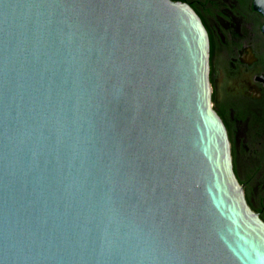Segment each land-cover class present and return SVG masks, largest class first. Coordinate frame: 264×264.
Listing matches in <instances>:
<instances>
[{"label": "water", "instance_id": "water-1", "mask_svg": "<svg viewBox=\"0 0 264 264\" xmlns=\"http://www.w3.org/2000/svg\"><path fill=\"white\" fill-rule=\"evenodd\" d=\"M0 264H264L189 4L0 0Z\"/></svg>", "mask_w": 264, "mask_h": 264}, {"label": "flooded vegetation", "instance_id": "flooded-vegetation-1", "mask_svg": "<svg viewBox=\"0 0 264 264\" xmlns=\"http://www.w3.org/2000/svg\"><path fill=\"white\" fill-rule=\"evenodd\" d=\"M175 1L189 4L207 31L212 105L246 200L264 220V15L254 0Z\"/></svg>", "mask_w": 264, "mask_h": 264}]
</instances>
